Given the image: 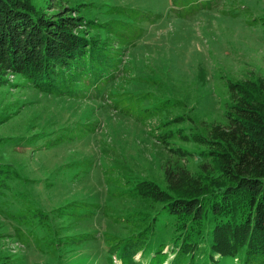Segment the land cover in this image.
Listing matches in <instances>:
<instances>
[{
    "label": "rangeland",
    "instance_id": "1",
    "mask_svg": "<svg viewBox=\"0 0 264 264\" xmlns=\"http://www.w3.org/2000/svg\"><path fill=\"white\" fill-rule=\"evenodd\" d=\"M80 2L136 7L144 33L125 52L117 82L122 93L105 101L69 100L0 82V264L18 256L20 264H108L104 237L123 233L122 219L144 204L126 195L131 187L147 178L167 189L165 170L178 158L176 150L183 152L182 164L200 173L201 163L211 158L196 137H208L213 124L227 122L235 92L242 95L233 84L255 82L256 95H264V0L45 5L52 11ZM71 202L79 207L66 210L81 216L96 212L76 228L95 230L99 240L52 259L43 253L38 213L50 203ZM144 256L147 264L150 253ZM210 264L249 263L222 255ZM252 264H264V256Z\"/></svg>",
    "mask_w": 264,
    "mask_h": 264
},
{
    "label": "trees",
    "instance_id": "2",
    "mask_svg": "<svg viewBox=\"0 0 264 264\" xmlns=\"http://www.w3.org/2000/svg\"><path fill=\"white\" fill-rule=\"evenodd\" d=\"M46 1L0 0V82L69 100L105 101L122 93L117 82L125 52L144 33L140 10L80 2L51 11ZM236 85L242 95L235 92L227 122L213 124L208 137H196L211 158L200 173L182 164L183 152L176 150L178 158L165 170L167 189L147 178L131 187L126 195L144 204L122 219L123 233L104 237L108 264H142L147 253V264H210L222 255L252 264L264 256V95H256L255 82L233 84L234 90ZM69 205L79 207L50 203L38 213L43 253L52 259L99 240L95 230L76 228L96 212L81 216L66 210Z\"/></svg>",
    "mask_w": 264,
    "mask_h": 264
}]
</instances>
